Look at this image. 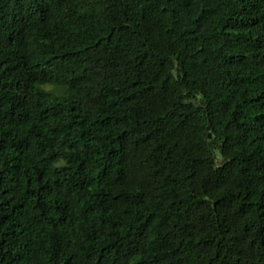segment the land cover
Here are the masks:
<instances>
[{"label":"trees","instance_id":"trees-1","mask_svg":"<svg viewBox=\"0 0 264 264\" xmlns=\"http://www.w3.org/2000/svg\"><path fill=\"white\" fill-rule=\"evenodd\" d=\"M0 264H264V0H0Z\"/></svg>","mask_w":264,"mask_h":264}]
</instances>
